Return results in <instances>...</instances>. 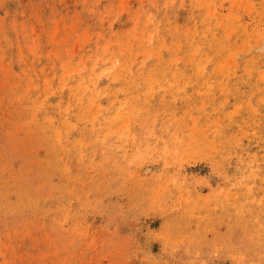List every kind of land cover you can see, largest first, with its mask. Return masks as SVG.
I'll use <instances>...</instances> for the list:
<instances>
[{
    "label": "rangeland",
    "instance_id": "rangeland-1",
    "mask_svg": "<svg viewBox=\"0 0 264 264\" xmlns=\"http://www.w3.org/2000/svg\"><path fill=\"white\" fill-rule=\"evenodd\" d=\"M0 264H264V0H0Z\"/></svg>",
    "mask_w": 264,
    "mask_h": 264
}]
</instances>
